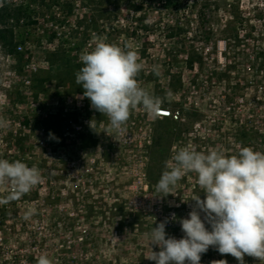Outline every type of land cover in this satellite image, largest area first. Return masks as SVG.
I'll use <instances>...</instances> for the list:
<instances>
[{"label":"rangeland","instance_id":"374dc122","mask_svg":"<svg viewBox=\"0 0 264 264\" xmlns=\"http://www.w3.org/2000/svg\"><path fill=\"white\" fill-rule=\"evenodd\" d=\"M0 3V117L8 122L0 158L36 165L44 177L0 206V264H36L41 255L53 264H155L145 257L160 249L146 233L167 218V235L182 238L189 200L204 198L195 173L166 197L155 191L174 152H264V0ZM93 34L137 49L139 84L162 98L170 90L163 107L179 119L138 107L118 139L107 134L108 118L73 78ZM8 190L0 186V197ZM221 260L239 264L213 247L200 264ZM244 262L260 264L247 255Z\"/></svg>","mask_w":264,"mask_h":264},{"label":"clouds","instance_id":"9594fccd","mask_svg":"<svg viewBox=\"0 0 264 264\" xmlns=\"http://www.w3.org/2000/svg\"><path fill=\"white\" fill-rule=\"evenodd\" d=\"M93 38L95 46L83 50L79 56L82 67L75 73V82L82 87L91 107L108 118L106 133L118 139L138 107L158 117L164 110L165 98L170 99L172 93L169 90L162 98L139 84L137 77L144 65L132 45L122 47L95 34ZM152 73L159 77L160 66L153 65ZM7 124L0 117V128ZM190 173L196 174L204 198L195 195L189 200L194 201L192 210L179 220L182 238L167 235V218L146 233L150 245L160 250L152 249L145 258L155 264H200L201 254L213 247L222 255L230 254L239 264H245V255L264 264V152L242 146L237 154L228 155L222 149L203 152L180 147L165 162L155 191L161 197L172 194ZM43 182L36 165L0 158V186L9 188L0 197V206L20 200ZM34 213V209L27 210L23 219H31ZM172 219H176L174 213ZM36 264L53 261L41 255ZM217 264L227 262L221 260Z\"/></svg>","mask_w":264,"mask_h":264},{"label":"trees","instance_id":"16d2710c","mask_svg":"<svg viewBox=\"0 0 264 264\" xmlns=\"http://www.w3.org/2000/svg\"><path fill=\"white\" fill-rule=\"evenodd\" d=\"M45 0H27V4H26V8H30V6H34V7H36V8H38V5H39V3H43ZM173 0H161V2H162V4H164V5H169L171 2H172ZM53 2V1H52ZM56 4L53 2V4H52V6H55ZM56 7V6H55ZM29 23H31V25H33L34 24V22H29ZM28 33V32H27ZM17 45H15V47H16ZM187 63H188V65L191 67L192 66V63H193V61H192V59H190L189 61H187ZM69 67H71L70 65H69ZM82 67V64H77V66H76V68L74 69V71H73V78L75 79V73L80 69ZM80 89H79V91H83V90H81L82 89V87L80 86L79 87Z\"/></svg>","mask_w":264,"mask_h":264},{"label":"built area","instance_id":"2783aa9c","mask_svg":"<svg viewBox=\"0 0 264 264\" xmlns=\"http://www.w3.org/2000/svg\"><path fill=\"white\" fill-rule=\"evenodd\" d=\"M16 50L17 51H21L22 50V46L20 44H17L16 46ZM163 111L162 113L158 116V118H170L173 120H178L179 119V112L178 111H170L166 108L163 107Z\"/></svg>","mask_w":264,"mask_h":264}]
</instances>
